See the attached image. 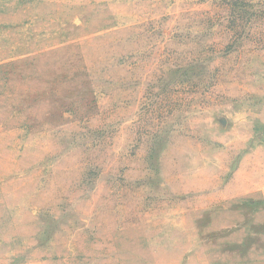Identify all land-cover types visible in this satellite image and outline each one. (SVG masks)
Listing matches in <instances>:
<instances>
[{
  "label": "rangeland",
  "instance_id": "rangeland-1",
  "mask_svg": "<svg viewBox=\"0 0 264 264\" xmlns=\"http://www.w3.org/2000/svg\"><path fill=\"white\" fill-rule=\"evenodd\" d=\"M0 264H264V0H0Z\"/></svg>",
  "mask_w": 264,
  "mask_h": 264
}]
</instances>
